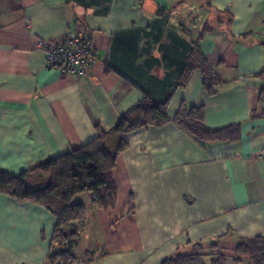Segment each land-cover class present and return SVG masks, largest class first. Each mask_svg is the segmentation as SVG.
Wrapping results in <instances>:
<instances>
[{
	"label": "crops",
	"instance_id": "0c3cea01",
	"mask_svg": "<svg viewBox=\"0 0 264 264\" xmlns=\"http://www.w3.org/2000/svg\"><path fill=\"white\" fill-rule=\"evenodd\" d=\"M200 1L0 0V169L9 174L110 133L145 97L169 101L172 119L203 107L209 128L239 131L205 143L171 120L127 134L117 203L79 221V231L94 229L77 232L76 264H162L198 244L236 251L264 238V0ZM203 7L214 13L191 24ZM69 31L94 45L83 78L46 63ZM195 46L216 76L211 92L199 69L179 84ZM120 140L111 133L106 147ZM56 225L44 206L1 194L0 264H50Z\"/></svg>",
	"mask_w": 264,
	"mask_h": 264
},
{
	"label": "trees",
	"instance_id": "16d2710c",
	"mask_svg": "<svg viewBox=\"0 0 264 264\" xmlns=\"http://www.w3.org/2000/svg\"><path fill=\"white\" fill-rule=\"evenodd\" d=\"M206 30L212 28L207 27ZM198 69L203 73L205 89L213 91L216 78L206 57L197 46L179 84L180 82L183 85L187 84ZM168 106L169 101L159 102L145 97L122 116L110 133L100 131L98 136L86 145L74 148L60 157L41 161L18 176L0 169V195L5 194L19 201L42 205L56 216L53 243L60 242L64 248L61 252L51 253L50 264L78 262L72 252L78 241V233L73 227L75 223L87 217L88 210L84 203H75V197L90 192L95 206L109 209L116 205L118 192L114 171L119 154L128 147L127 134L144 127L163 126L173 120L188 134L205 143L234 141L239 138L236 126L209 128L204 121L203 107L182 106L172 119L168 114ZM111 133L121 139L115 152L109 151L106 147V141ZM207 249L198 244L192 253H177L167 257L162 264H226L225 253L215 259L214 254ZM236 254L250 259L253 264H264V238L246 240L238 245Z\"/></svg>",
	"mask_w": 264,
	"mask_h": 264
},
{
	"label": "built area",
	"instance_id": "2783aa9c",
	"mask_svg": "<svg viewBox=\"0 0 264 264\" xmlns=\"http://www.w3.org/2000/svg\"><path fill=\"white\" fill-rule=\"evenodd\" d=\"M40 45L45 44L40 42ZM46 63L51 68H58L77 78H83L95 63L94 45L89 38L69 31L61 41L48 47ZM258 157L264 159V148Z\"/></svg>",
	"mask_w": 264,
	"mask_h": 264
},
{
	"label": "rangeland",
	"instance_id": "374dc122",
	"mask_svg": "<svg viewBox=\"0 0 264 264\" xmlns=\"http://www.w3.org/2000/svg\"><path fill=\"white\" fill-rule=\"evenodd\" d=\"M199 2H201L200 0H199ZM203 2V1H202ZM201 2V3H202ZM202 6H204L205 7V3L203 2L202 3ZM204 7L201 9V11H199L200 13L202 12V14H203V16H202V18H199V17H196V18H191L190 20H191V24L193 23V24H196L195 26H202V24H203V21L205 20V17H206V15L207 14H213L214 12H212V11H209L207 8H205L204 9ZM195 12H198L197 10L195 11ZM199 15H201V14H199ZM198 24V25H197ZM194 30V32L196 33V34H198L199 33V31L201 30V29H193ZM92 199H93V195H92V193H90V192H85V193H83V194H80V195H78L77 197H75V199H74V202L75 203H84L86 206H87V209H88V212L90 213L89 215H90V217H91V219H93V214H92V210L93 209H95L96 207H95V205L93 204V201H92ZM99 208V207H98ZM80 222H82V221H80ZM80 222H77V223H75L74 224V230L76 231V232H80L79 234H80V236H85V234L89 231V232H91V229L93 228L92 226H90L89 224H87V226L84 228V229H81L80 231H79V228H82V227H79V224H80ZM94 229V228H93ZM82 244L81 245H83L84 244V241L83 242H81ZM55 252H61V250L64 248L61 244H60V242H56L55 243ZM76 248V247H75ZM74 248V249H75ZM76 250V252L78 253V252H80V250H81V247L79 246L78 248H76L75 249ZM207 251L208 252H211V253H213L214 254V258L215 259H217V258H219V255L221 254V255H223V253H225L226 254V258H227V261H226V264H253L251 261H250V259H248V258H246V257H242V256H237V254H236V251L234 250H229V249H227L224 245H223V243L222 242H220V243H218V244H216V245H213L212 247H210V248H208L207 249ZM209 261V260H208Z\"/></svg>",
	"mask_w": 264,
	"mask_h": 264
}]
</instances>
